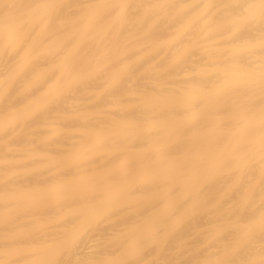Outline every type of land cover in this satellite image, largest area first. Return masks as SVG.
Masks as SVG:
<instances>
[{
	"label": "bare ground",
	"instance_id": "1",
	"mask_svg": "<svg viewBox=\"0 0 264 264\" xmlns=\"http://www.w3.org/2000/svg\"><path fill=\"white\" fill-rule=\"evenodd\" d=\"M0 264H264V0H0Z\"/></svg>",
	"mask_w": 264,
	"mask_h": 264
}]
</instances>
